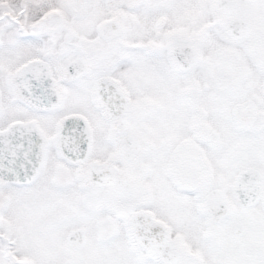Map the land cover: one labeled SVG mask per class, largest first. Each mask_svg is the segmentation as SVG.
I'll return each instance as SVG.
<instances>
[{
  "label": "snow or ice",
  "instance_id": "snow-or-ice-1",
  "mask_svg": "<svg viewBox=\"0 0 264 264\" xmlns=\"http://www.w3.org/2000/svg\"><path fill=\"white\" fill-rule=\"evenodd\" d=\"M0 264H264V0H0Z\"/></svg>",
  "mask_w": 264,
  "mask_h": 264
}]
</instances>
